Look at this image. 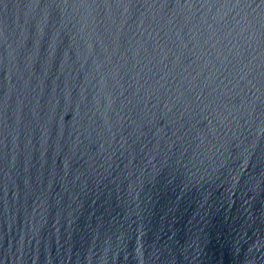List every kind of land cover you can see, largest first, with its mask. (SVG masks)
Returning <instances> with one entry per match:
<instances>
[{
  "label": "water",
  "instance_id": "1",
  "mask_svg": "<svg viewBox=\"0 0 264 264\" xmlns=\"http://www.w3.org/2000/svg\"><path fill=\"white\" fill-rule=\"evenodd\" d=\"M0 264H264V0H0Z\"/></svg>",
  "mask_w": 264,
  "mask_h": 264
}]
</instances>
